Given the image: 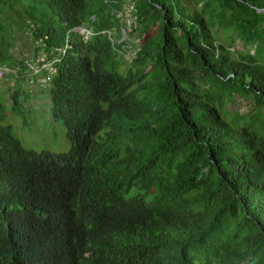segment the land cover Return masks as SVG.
Instances as JSON below:
<instances>
[{
    "label": "trees",
    "instance_id": "obj_1",
    "mask_svg": "<svg viewBox=\"0 0 264 264\" xmlns=\"http://www.w3.org/2000/svg\"><path fill=\"white\" fill-rule=\"evenodd\" d=\"M131 1L0 0V68L26 31L70 142L26 149L0 98V264H264V0Z\"/></svg>",
    "mask_w": 264,
    "mask_h": 264
},
{
    "label": "rangeland",
    "instance_id": "obj_2",
    "mask_svg": "<svg viewBox=\"0 0 264 264\" xmlns=\"http://www.w3.org/2000/svg\"><path fill=\"white\" fill-rule=\"evenodd\" d=\"M132 11L131 0H126L123 12L118 14L121 18L123 16L122 21L125 25H128L127 17L132 18L130 16ZM13 26H15L14 23ZM77 31L80 34L89 35L79 28ZM126 33L123 38L127 40L126 45L117 57L123 72L128 68L141 37L137 32ZM14 35L12 55L16 61H23L31 72L24 73L21 77L17 72V68L10 70L5 68L6 71L0 68V98L5 106V115L1 124L10 125L13 134L26 149L35 152L65 153L70 149V142L66 137V128L61 120L54 119L51 116L48 90L44 89L50 65L43 62L44 56H33L32 49L34 45L26 31L15 30ZM220 37L226 43L228 42L226 37L222 35ZM2 71L3 73H1ZM12 88H19L22 95L21 91L23 90L28 94L27 98H22L23 109L18 113L12 111L10 101L7 100ZM226 106L229 111L228 115L235 111L248 114L249 111L255 110L249 100L240 97H235L234 100L227 102Z\"/></svg>",
    "mask_w": 264,
    "mask_h": 264
},
{
    "label": "built area",
    "instance_id": "obj_3",
    "mask_svg": "<svg viewBox=\"0 0 264 264\" xmlns=\"http://www.w3.org/2000/svg\"><path fill=\"white\" fill-rule=\"evenodd\" d=\"M131 3H132V1H131ZM132 9H133V3H132ZM127 18H128V25L127 26L129 27L131 25V23L134 22V20H131L130 17H127ZM49 70H52L51 66H50ZM47 81H48V75L46 77V81L45 82H47Z\"/></svg>",
    "mask_w": 264,
    "mask_h": 264
},
{
    "label": "water",
    "instance_id": "obj_4",
    "mask_svg": "<svg viewBox=\"0 0 264 264\" xmlns=\"http://www.w3.org/2000/svg\"><path fill=\"white\" fill-rule=\"evenodd\" d=\"M262 10H264V9H261V10L259 9V11H262ZM78 28H79L81 31H86L88 34H90V32H89V31H88L83 25L80 26V27H78ZM78 28H77V29H78ZM77 29H76V30H77Z\"/></svg>",
    "mask_w": 264,
    "mask_h": 264
}]
</instances>
